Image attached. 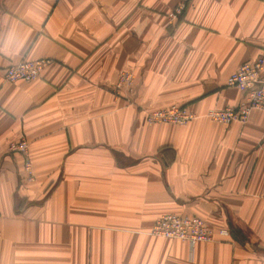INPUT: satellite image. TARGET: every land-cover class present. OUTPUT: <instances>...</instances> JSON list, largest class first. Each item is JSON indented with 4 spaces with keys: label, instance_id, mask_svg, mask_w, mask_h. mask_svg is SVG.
I'll return each mask as SVG.
<instances>
[{
    "label": "crops",
    "instance_id": "1",
    "mask_svg": "<svg viewBox=\"0 0 264 264\" xmlns=\"http://www.w3.org/2000/svg\"><path fill=\"white\" fill-rule=\"evenodd\" d=\"M0 0V264H264V113L201 117L242 99L227 78L264 61V0ZM47 59L38 80L4 70ZM130 72L129 102L114 94ZM186 107L185 126H147ZM28 143L24 159L8 151ZM228 237H154L163 215Z\"/></svg>",
    "mask_w": 264,
    "mask_h": 264
},
{
    "label": "built area",
    "instance_id": "2",
    "mask_svg": "<svg viewBox=\"0 0 264 264\" xmlns=\"http://www.w3.org/2000/svg\"><path fill=\"white\" fill-rule=\"evenodd\" d=\"M189 0H180L175 10L168 15L170 21H175L184 11ZM47 59L28 60L22 59L11 64L4 70V79L8 83H30L39 79L43 68L48 66ZM226 86L235 88L242 94V99L234 108L211 109L201 117L210 121L228 125L234 122L244 124L248 121L252 112L264 113V61L257 59L240 65L226 80ZM134 91V76L130 72H122L118 76L114 94L129 102ZM199 116L192 114L186 107L170 106L163 109L148 110L144 114V122L147 126L165 124L185 126ZM8 151L19 154L24 159V170L28 178H32L28 143L20 139L8 145ZM1 220V215H0ZM150 234L154 237L177 240L193 247L197 243H213L217 237H228L224 229L213 231L202 219L196 216L163 215L155 220Z\"/></svg>",
    "mask_w": 264,
    "mask_h": 264
}]
</instances>
